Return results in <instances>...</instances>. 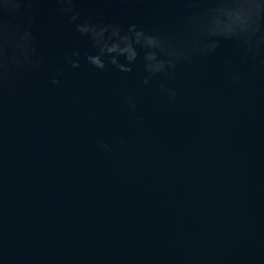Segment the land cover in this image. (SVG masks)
<instances>
[{
  "label": "water",
  "instance_id": "95a60500",
  "mask_svg": "<svg viewBox=\"0 0 264 264\" xmlns=\"http://www.w3.org/2000/svg\"><path fill=\"white\" fill-rule=\"evenodd\" d=\"M55 7L37 5L32 26L44 68L0 104V264H180L189 253L199 264H264V70L226 43L146 85L142 53L130 72L89 65L95 49ZM76 7L82 19L146 30L181 20L165 0ZM74 50L75 69L65 60ZM226 57L242 86L229 82Z\"/></svg>",
  "mask_w": 264,
  "mask_h": 264
},
{
  "label": "clouds",
  "instance_id": "9594fccd",
  "mask_svg": "<svg viewBox=\"0 0 264 264\" xmlns=\"http://www.w3.org/2000/svg\"><path fill=\"white\" fill-rule=\"evenodd\" d=\"M45 0H0V104L5 96L16 92L20 78L40 72L45 58L36 46L32 26L37 5ZM55 13L66 17L81 37L95 49L84 59L93 68L103 70L108 65L121 72H130L142 53L148 84L155 76L170 78L178 65L197 58L217 55L228 43L233 56L246 62L253 72L264 70V0H165L178 5L180 23L171 30H146L136 24L124 27L117 23L94 22L82 19L76 0H52ZM80 52L74 50L65 58L71 68L80 67ZM123 57L125 62L118 58ZM221 65L227 70L231 84L242 86L245 77L234 68L233 58L226 57ZM63 69L49 77V84L61 83ZM157 91L174 102L177 92L160 83ZM127 108L135 112V100L127 97ZM98 148L110 150L104 140ZM180 264H199L194 253H189Z\"/></svg>",
  "mask_w": 264,
  "mask_h": 264
}]
</instances>
